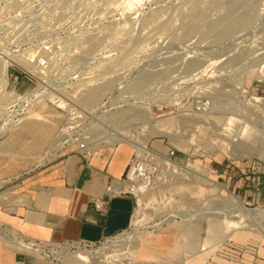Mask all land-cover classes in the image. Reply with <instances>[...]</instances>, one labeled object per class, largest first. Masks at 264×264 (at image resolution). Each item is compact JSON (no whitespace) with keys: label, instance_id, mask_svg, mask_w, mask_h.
Returning a JSON list of instances; mask_svg holds the SVG:
<instances>
[{"label":"rangeland","instance_id":"374dc122","mask_svg":"<svg viewBox=\"0 0 264 264\" xmlns=\"http://www.w3.org/2000/svg\"><path fill=\"white\" fill-rule=\"evenodd\" d=\"M200 101L207 107L197 109ZM263 129L264 0H0V194L10 196L7 203L48 166L119 145L132 150L123 178L135 199L132 222L85 250L95 261L264 257V201L243 205L237 196L260 187L264 195L256 170L264 163ZM232 196L250 213L242 214L244 227L223 234L220 221L236 216ZM228 243L240 255L224 251ZM26 252L70 264L78 249Z\"/></svg>","mask_w":264,"mask_h":264},{"label":"crops","instance_id":"0c3cea01","mask_svg":"<svg viewBox=\"0 0 264 264\" xmlns=\"http://www.w3.org/2000/svg\"><path fill=\"white\" fill-rule=\"evenodd\" d=\"M131 158V148L119 145L95 152L90 159L75 156L39 170L26 179L23 189L14 192L10 204L6 201L10 196L0 194V227L20 241L35 242L42 247L83 242L97 244L121 235L132 222L133 195H110L105 212L97 211L93 201L106 198L109 186L125 187L123 178ZM237 196L243 205H250V198L264 201L262 187L254 191L241 190ZM235 248L238 250L236 245L228 243L224 251L233 252ZM238 251L240 255L241 250ZM241 262L264 264V257L243 258ZM17 263L49 264L0 239V264Z\"/></svg>","mask_w":264,"mask_h":264},{"label":"bare ground","instance_id":"6f19581e","mask_svg":"<svg viewBox=\"0 0 264 264\" xmlns=\"http://www.w3.org/2000/svg\"><path fill=\"white\" fill-rule=\"evenodd\" d=\"M37 131V130H36ZM131 144V143H130ZM134 144V143H133ZM132 144V145H133ZM135 146V145H134ZM137 153L138 155L142 154L141 152L144 151V147H139L137 146ZM137 171L136 168L133 167V169H131L129 171V174H128V177H131V178H134L135 175L137 174ZM142 190L141 189H135L133 190V192L135 193H140ZM231 204V207L232 209H234V213H236L235 215L236 216H233L231 218H227V217H224L221 221H220V224L222 225V228H223V234H226V233H229L228 231H231V230H237V229H241L242 227H244V220L241 218L242 217V214L245 216H249V213H250V210L246 209L238 200L236 197L232 196V200L230 202ZM231 209V210H232ZM257 210V209H256ZM259 210V209H258ZM233 211V210H232ZM231 211V212H232ZM255 211V210H254ZM260 211V210H259ZM256 212V211H255ZM258 212V211H257ZM202 214V213H201ZM238 214V215H237ZM259 214V212L257 213ZM260 214L263 215V212L261 211ZM212 215V214H211ZM228 216V215H227ZM264 216V215H263ZM208 233H213L215 230H214V226H213V223L212 224H209V227H208ZM198 243V241L196 242ZM207 243H205L203 245V248L206 246ZM27 246V245H25ZM29 248H31L33 251H39V249L37 248H32L30 246H27ZM78 249V248H77ZM144 257H146L145 255H143ZM114 259V258H112ZM109 260V259H108ZM106 260V261H95L93 260L89 255H88V252L85 251V250H81V249H78V253L73 255V256H70L69 257V262L70 264H110L109 261ZM114 264V263H113Z\"/></svg>","mask_w":264,"mask_h":264},{"label":"built area","instance_id":"2783aa9c","mask_svg":"<svg viewBox=\"0 0 264 264\" xmlns=\"http://www.w3.org/2000/svg\"><path fill=\"white\" fill-rule=\"evenodd\" d=\"M196 107L197 109H204L207 107V105L205 103H203L202 101L196 103ZM263 134H264V129H263ZM256 170L258 173H261L264 175V163L258 161L257 166H256ZM106 198H99V199H95L93 201L94 207L97 211L99 212H105L106 208H107V201L109 196L111 195H123V194H131L130 191H128L127 187H122L120 189H114L112 186L107 187L106 189ZM132 195V194H131ZM0 239L4 240V241H9L11 243H13L14 245H16L17 247L23 249V250H30L31 248L28 249L27 246H30L32 248H38L41 249V245L35 242H30V241H20L16 238H14L13 236H11L10 234H8L6 232V230L4 229V227H0ZM107 241L103 240L97 244H90V243H80L77 245L78 249H84L86 250L87 248H93L96 247L98 245H101L103 242ZM27 245V246H25ZM36 252V251H35ZM17 264H24V263H17Z\"/></svg>","mask_w":264,"mask_h":264}]
</instances>
